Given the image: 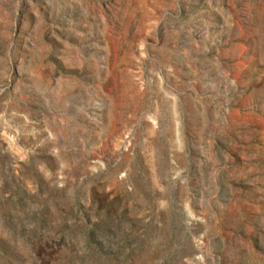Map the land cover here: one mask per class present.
<instances>
[{
	"label": "rangeland",
	"instance_id": "obj_1",
	"mask_svg": "<svg viewBox=\"0 0 264 264\" xmlns=\"http://www.w3.org/2000/svg\"><path fill=\"white\" fill-rule=\"evenodd\" d=\"M0 264H264V0H0Z\"/></svg>",
	"mask_w": 264,
	"mask_h": 264
}]
</instances>
